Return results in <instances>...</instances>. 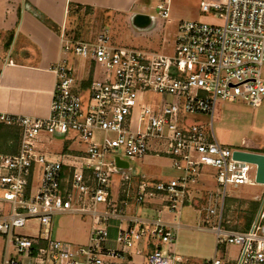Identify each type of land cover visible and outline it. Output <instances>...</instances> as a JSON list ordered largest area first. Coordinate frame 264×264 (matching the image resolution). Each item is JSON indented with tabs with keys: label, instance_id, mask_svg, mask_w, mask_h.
Here are the masks:
<instances>
[{
	"label": "built area",
	"instance_id": "built-area-1",
	"mask_svg": "<svg viewBox=\"0 0 264 264\" xmlns=\"http://www.w3.org/2000/svg\"><path fill=\"white\" fill-rule=\"evenodd\" d=\"M171 1L159 0L156 7L165 24ZM200 12L222 23L181 22L171 55L116 46L105 28L93 42L62 36V54L82 60V78L64 58L53 69L57 80L48 118L0 114V125L19 133L17 152L0 154V264H123L137 245L149 250L154 241L160 246L147 253L146 264H182L175 255L176 236L162 215L186 206L191 184L205 167L216 171L220 193L209 196L205 210L218 217L212 227L216 254L202 264H264V203L246 231H229L222 220L227 188L256 184L257 166L235 160L234 153L244 150L222 145L213 130L219 100L256 108L264 99V0H201ZM151 94L160 99L149 103ZM56 134H74L85 153L50 160L38 144L42 135ZM149 155L170 159L181 175L134 173L132 164ZM118 160L130 168H119ZM37 167L41 179L34 194ZM114 175L120 176L118 196L125 198L117 206ZM135 177L141 178L137 184ZM128 200L140 206L159 200L160 206L153 219L134 217L127 228L119 225L117 249L107 248L108 222L124 218ZM60 214L92 217L87 246L72 249L51 238ZM31 222L39 224L38 235L17 233ZM227 246L238 248L234 260L228 252L218 257Z\"/></svg>",
	"mask_w": 264,
	"mask_h": 264
},
{
	"label": "crops",
	"instance_id": "crops-1",
	"mask_svg": "<svg viewBox=\"0 0 264 264\" xmlns=\"http://www.w3.org/2000/svg\"><path fill=\"white\" fill-rule=\"evenodd\" d=\"M138 0H0V114L26 116L31 118H48L51 114V104L56 85L54 67L64 58L62 54V36H66L73 28L75 20L85 14H115L125 16L131 22L136 14L149 15L145 12L144 5H138ZM69 38V37H68ZM175 42V41H174ZM173 42V48H174ZM82 78V76H78ZM79 144L80 150L73 145ZM19 145V133L16 128L0 125V154H15ZM244 151L264 154V146L259 136H254L252 143L241 141ZM38 147L44 151L52 161H59L63 155H82L86 147L75 140L74 134L42 135ZM159 159L162 163L151 164V169L145 174L133 168L134 173L147 175L153 178H173L181 173L173 168L172 161L165 157L149 155L140 162V168L147 164L145 161ZM66 164L71 158L66 157ZM150 164V163H149ZM67 176L69 168H64ZM202 173V172H201ZM41 179V169L36 168L33 176L32 191L35 194ZM141 181L135 177L134 184ZM118 186H113L112 199L115 205H120L125 198H119ZM219 195L220 189L207 184L197 183L190 187L189 202L181 211L170 213L164 211L162 218L170 227V230L183 232V237L191 239L199 235V248L211 249L216 254V234L212 227L216 225L217 216H209L205 211L208 206V198L214 192ZM215 196V197H216ZM220 202V196H218ZM129 211L122 219H111L108 222V240L106 247L117 249L115 239L118 226L127 228L134 217L140 219H153L155 210L159 208L160 201L154 200L140 206L134 200H128ZM264 203V185L230 186L226 191L222 220L224 228L229 231H246L251 226L260 207ZM102 209L104 210V206ZM67 215V214H60ZM70 215V214H69ZM77 216H83L76 214ZM73 215V216H76ZM57 215L56 217H58ZM88 216L84 215L83 217ZM209 219L208 224L203 219ZM55 219V218H54ZM54 222V220H53ZM195 222V223H194ZM36 225V234L40 233V226ZM204 224V226H203ZM53 226V223H52ZM93 226L86 230V239L82 244L89 243V237ZM70 232V231H69ZM60 235H69L68 231ZM50 236L53 238L52 230ZM175 240V255L189 264V258L179 254L177 249V234ZM54 239V238H53ZM56 240V239H55ZM149 246L137 245L131 250L132 260H124L123 264H146L147 253L160 246L159 241H154ZM189 243V242H188ZM88 245V244H87ZM225 250V247L223 248ZM227 252V251H226ZM238 252V251H237ZM229 253V252H228ZM213 256V257H214ZM204 258V259H202ZM198 260H208L202 257ZM201 261V262H202ZM199 264V263H198Z\"/></svg>",
	"mask_w": 264,
	"mask_h": 264
},
{
	"label": "rangeland",
	"instance_id": "rangeland-1",
	"mask_svg": "<svg viewBox=\"0 0 264 264\" xmlns=\"http://www.w3.org/2000/svg\"><path fill=\"white\" fill-rule=\"evenodd\" d=\"M138 5H144L145 12L148 13L152 19L151 25L146 29H139L135 27L132 22H129L125 16H118L115 14H85L80 15L73 28L70 29L66 37L76 39L82 42H93L100 30L107 29L112 43L119 47L135 49L142 52H152L163 55H171L173 53V42L178 32V26L181 22L192 21L208 24H221L222 20L213 14H204L200 12L201 0H172L169 6V20L165 24L157 16L156 7L159 0H138ZM68 63L77 70L78 76L83 75L81 68L82 60L69 54ZM262 78L264 80V66L262 69ZM159 100V95L151 94L149 96V103ZM190 121L200 120L205 123L209 122L207 116H189ZM213 130L215 137L219 143L226 147L235 149H245L241 146V141L245 140L248 144L252 143L254 136H259L264 146V99L262 103L256 107H250L245 101H218V106L215 114ZM74 149L80 150V145H73ZM147 164L140 168L139 164H132L137 171L147 173L151 169V164L162 163V160L152 159L145 161ZM150 163V164H149ZM120 176L114 175L112 178V185L117 186ZM207 184L218 189L216 182V171L211 167H205L197 178V183ZM230 187V186H229ZM228 187V188H229ZM227 188V189H228ZM216 191L212 194L216 196ZM99 211H103L102 206L98 207ZM91 216H73V215H59L55 217L53 226L51 227L53 238L70 245L72 249H78L87 244H82L86 239L84 233L91 228ZM195 223V222H194ZM204 226V224H203ZM205 226H209L205 225ZM69 235H60L64 232ZM70 231V232H69ZM19 235L32 236L36 234V225L31 222L26 228L18 230ZM177 234V249L179 254L189 258V264H202V257L213 258L215 251L211 249L199 248L200 242L197 237L186 239L183 237V232L173 231ZM189 242V243H188ZM3 241L0 238V247ZM229 252L231 260H234L238 248L235 246H227L225 250L221 247L219 249L218 257H225V252ZM204 259V258H202ZM202 261V262H201ZM185 263V262H184ZM188 264V263H187Z\"/></svg>",
	"mask_w": 264,
	"mask_h": 264
},
{
	"label": "water",
	"instance_id": "water-1",
	"mask_svg": "<svg viewBox=\"0 0 264 264\" xmlns=\"http://www.w3.org/2000/svg\"><path fill=\"white\" fill-rule=\"evenodd\" d=\"M151 17L144 14H136L132 17V24L139 29H146L151 25ZM234 159L257 166L256 184L264 185V154L253 153L248 151H237L234 153ZM117 166L121 169H129L126 162L117 161Z\"/></svg>",
	"mask_w": 264,
	"mask_h": 264
}]
</instances>
